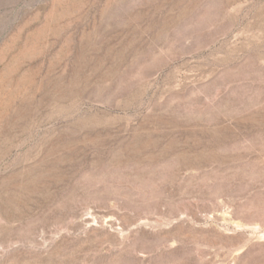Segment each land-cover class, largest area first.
Instances as JSON below:
<instances>
[{
    "label": "rangeland",
    "instance_id": "obj_1",
    "mask_svg": "<svg viewBox=\"0 0 264 264\" xmlns=\"http://www.w3.org/2000/svg\"><path fill=\"white\" fill-rule=\"evenodd\" d=\"M0 264H264V0H0Z\"/></svg>",
    "mask_w": 264,
    "mask_h": 264
}]
</instances>
